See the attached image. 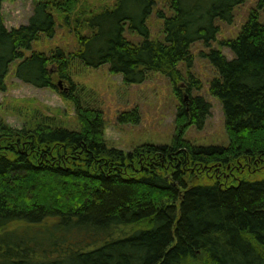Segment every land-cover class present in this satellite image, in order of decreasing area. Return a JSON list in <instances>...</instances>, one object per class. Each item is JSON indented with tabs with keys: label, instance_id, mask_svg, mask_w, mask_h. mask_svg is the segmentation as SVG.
<instances>
[{
	"label": "trees",
	"instance_id": "trees-1",
	"mask_svg": "<svg viewBox=\"0 0 264 264\" xmlns=\"http://www.w3.org/2000/svg\"><path fill=\"white\" fill-rule=\"evenodd\" d=\"M0 0V91L12 72L70 102L71 122L21 105V127L0 119V264H264V0L233 38L207 54L216 70L209 93L222 107L228 143L195 145L186 129L202 127L210 103L183 80L194 42L209 45L217 20L231 22L246 0H32L25 24L7 28ZM70 25L74 50L32 49ZM128 35L138 36L139 40ZM108 64L124 84L162 72L179 99L168 144L129 151L109 145L101 107L75 82L80 68ZM179 84L181 86H179ZM91 94V95H90ZM93 101V102H92ZM31 107V108H30ZM120 121L138 122L139 112Z\"/></svg>",
	"mask_w": 264,
	"mask_h": 264
},
{
	"label": "rangeland",
	"instance_id": "rangeland-1",
	"mask_svg": "<svg viewBox=\"0 0 264 264\" xmlns=\"http://www.w3.org/2000/svg\"><path fill=\"white\" fill-rule=\"evenodd\" d=\"M167 1L156 0L154 12L149 17L152 37L161 36V21L156 11L157 9L167 11ZM257 1L246 0L235 6L231 22L217 20L219 31L215 40L209 45L194 42L190 47L191 64L188 65L186 61L181 60L177 65L184 81H187L190 75L201 81L200 88L193 89L192 95H201L211 105L203 126L198 128L191 125L185 131L184 138L195 145H226L228 143L221 104L209 93V84L216 76V70L207 54L210 49L217 48L221 49L227 58L232 57L230 50L220 45L219 41L233 38L238 34L250 9L256 6ZM94 3L99 7L103 4H112V0H95ZM32 8V0L3 1L1 12L5 26L12 28L25 24L32 13ZM56 19L54 35L42 36L41 39L34 41L32 49L50 51L58 47L66 51L74 50L77 39L73 30L59 17ZM259 20H264V10L260 11ZM128 37L135 41L139 40L138 36L128 35ZM15 65L16 62L11 64L5 80L6 90L0 91V119L10 126L21 127L25 122L24 117L15 112V108L21 105L41 107L43 112L71 122L74 116L72 104L49 88H37L16 78L12 72ZM73 79L90 90L93 94H90L94 101L92 102L101 107L105 120L104 134L109 145L129 151L143 143L156 145L170 143L174 133V119L179 99L174 94L172 82L162 72L151 71L141 82L124 84L121 74L111 73L108 64H103L98 67L80 68L73 75ZM135 107L139 112L138 122L119 120L121 112L131 111Z\"/></svg>",
	"mask_w": 264,
	"mask_h": 264
}]
</instances>
